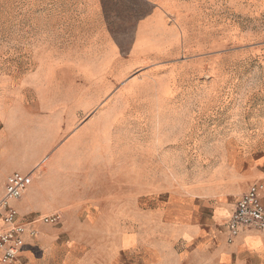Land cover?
Here are the masks:
<instances>
[{
	"label": "rangeland",
	"instance_id": "374dc122",
	"mask_svg": "<svg viewBox=\"0 0 264 264\" xmlns=\"http://www.w3.org/2000/svg\"><path fill=\"white\" fill-rule=\"evenodd\" d=\"M21 103L90 115L100 164L42 193L48 264H210L187 194L209 160L264 155V0H0V112Z\"/></svg>",
	"mask_w": 264,
	"mask_h": 264
},
{
	"label": "crops",
	"instance_id": "0c3cea01",
	"mask_svg": "<svg viewBox=\"0 0 264 264\" xmlns=\"http://www.w3.org/2000/svg\"><path fill=\"white\" fill-rule=\"evenodd\" d=\"M140 42L139 48L143 46ZM101 59L105 62L104 57ZM64 106L57 103L52 109H46V112L35 113L33 109L21 103L8 109L3 108L0 112L2 187L15 172L30 175V179L35 180L33 188L31 185L27 186L21 196L11 202L20 219L27 220L55 213L57 208L53 205L47 206L44 202L46 197L42 196L45 190L54 188L50 186L54 184L52 183L56 175L54 170H60L62 179L67 183L78 184L85 179L87 170L84 168L100 167L98 160L97 164H94L92 159V163L89 164V158L94 157L93 146L90 145V150L84 149L83 130H86L84 126L86 121L91 120V116L89 115L82 123V119L75 113L66 112L67 109L74 110L75 107ZM84 107L95 109L94 104ZM76 109L79 110V107ZM263 157L264 155L258 156L250 163L243 158L218 157L217 160H209L204 176L192 182L187 195L198 199L199 205L209 210L212 216L213 222L208 227L214 236L212 248L208 252L210 264H264V229L245 228L232 243L226 242L225 230L226 221L239 195L255 180L264 183ZM154 163H165L161 151L156 155ZM80 188L82 187H66ZM2 193L1 191L0 196ZM261 197L264 202V190ZM198 214L202 215V212ZM41 224L43 223L36 222L33 225L37 231L35 238H31L28 233L24 234V246L17 260L11 263L0 261V264H48L49 253L32 248L33 240L45 244L51 242L49 228L45 226L46 224ZM219 225H222L221 229L218 228ZM188 236H193L192 232Z\"/></svg>",
	"mask_w": 264,
	"mask_h": 264
},
{
	"label": "built area",
	"instance_id": "2783aa9c",
	"mask_svg": "<svg viewBox=\"0 0 264 264\" xmlns=\"http://www.w3.org/2000/svg\"><path fill=\"white\" fill-rule=\"evenodd\" d=\"M29 180L30 175L13 173L0 196V261L3 263H11L17 259L24 245V234L36 235L37 231L33 227L36 222L51 225L60 221L57 213L27 220L18 218L17 210L9 201L21 196ZM263 190V181L255 180L239 195L225 224L227 243H232L245 228L264 229V202L261 197Z\"/></svg>",
	"mask_w": 264,
	"mask_h": 264
}]
</instances>
